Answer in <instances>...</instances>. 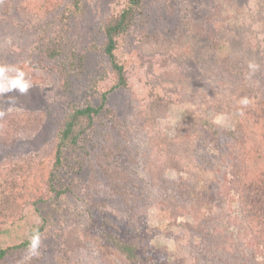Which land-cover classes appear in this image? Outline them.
I'll list each match as a JSON object with an SVG mask.
<instances>
[{
    "label": "rangeland",
    "instance_id": "374dc122",
    "mask_svg": "<svg viewBox=\"0 0 264 264\" xmlns=\"http://www.w3.org/2000/svg\"><path fill=\"white\" fill-rule=\"evenodd\" d=\"M126 2L0 0V185L17 199L0 249L42 227L35 249L0 264H264L234 176L264 166L237 173L244 155L205 126L235 130L248 87L264 106V0H141L117 37L126 87L114 88L103 28ZM103 92L105 109L66 150L63 194L47 192L56 132Z\"/></svg>",
    "mask_w": 264,
    "mask_h": 264
},
{
    "label": "trees",
    "instance_id": "16d2710c",
    "mask_svg": "<svg viewBox=\"0 0 264 264\" xmlns=\"http://www.w3.org/2000/svg\"><path fill=\"white\" fill-rule=\"evenodd\" d=\"M48 1L44 0V4H48ZM141 3V0H127L125 7L120 11L116 20L112 23L107 24L103 28L104 36V53L108 59V63L111 70L116 76V87L114 88H125L126 77L125 70L122 64H120L115 57V50L117 48V37L125 33L133 21L136 11ZM47 54L49 57L56 55L55 50H48ZM248 87V86H246ZM249 91L238 92V97L246 98L244 105H240L238 102L235 105V109L241 113V117L238 119V125L235 130L232 131H221L216 129L213 125L205 121L207 130L213 135L220 137L222 136L226 142L230 143L236 148H239L243 158H238L235 161V170L238 167H246L250 162H260L264 166V143L258 142L260 139L264 140V106L262 98H257L256 92L252 88L248 87ZM109 92V91H108ZM108 92L100 94V103L97 107L91 104L77 109L71 110L62 123L61 127L56 132L53 139V153H52V166L47 173L46 177V190L53 195L63 194L65 188L58 183L57 173L62 167L66 150L77 145L79 136L82 130L91 124L92 118L98 116L106 106ZM234 95V94H233ZM86 120L88 124L84 125L83 122ZM259 138V140L256 139ZM240 154V155H241ZM239 162V163H238ZM238 163V164H237ZM244 164V166H241ZM233 169V168H232ZM235 176L236 191L240 195L241 207L240 214L247 222L248 226L256 225L262 229V233L257 236V241L264 247V220L256 218L255 210L257 207L264 205V175L259 178L255 176H249V174H241ZM260 175V174H259ZM252 181V182H251ZM0 185V216L3 215V211L7 209H13L11 204H15L17 201L16 197L9 195H2L5 191ZM13 192H19L18 188H14ZM10 198L14 199V202L10 201ZM41 201V198L37 196L33 202L34 204ZM13 204V205H14ZM2 212V213H1ZM5 217V216H3ZM1 224V222H0ZM253 227V226H252ZM259 229V228H257ZM42 227H36L30 233L29 237L20 243L0 249V261L3 260L11 251L22 250L30 251L37 247ZM116 249L123 253L124 257L128 260L134 259V251L131 246L123 241L112 240Z\"/></svg>",
    "mask_w": 264,
    "mask_h": 264
}]
</instances>
